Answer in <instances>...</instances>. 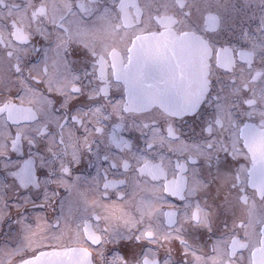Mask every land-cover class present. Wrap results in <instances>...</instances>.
Returning a JSON list of instances; mask_svg holds the SVG:
<instances>
[{
	"label": "snow or ice",
	"instance_id": "snow-or-ice-1",
	"mask_svg": "<svg viewBox=\"0 0 264 264\" xmlns=\"http://www.w3.org/2000/svg\"><path fill=\"white\" fill-rule=\"evenodd\" d=\"M241 2L260 11L240 44L222 37L227 2L183 6L212 24L193 84L137 51L158 0H0V264H256L264 161L248 141L264 136V84L235 69L264 66V0Z\"/></svg>",
	"mask_w": 264,
	"mask_h": 264
},
{
	"label": "flooded vegetation",
	"instance_id": "flooded-vegetation-1",
	"mask_svg": "<svg viewBox=\"0 0 264 264\" xmlns=\"http://www.w3.org/2000/svg\"><path fill=\"white\" fill-rule=\"evenodd\" d=\"M158 2L167 5L161 9L160 15L149 16L146 10L141 9L145 11L143 25L132 32L140 58L143 62L149 63L168 62L173 65L178 77L193 84L198 83L207 72L206 61L209 50L197 33L210 31L212 24L207 17L199 15L195 8L192 9L191 18H185L182 15V10L185 4H202L205 0H158ZM224 2L229 4L228 9L224 12L228 20V31L222 33V37L233 44H240V41L236 39L239 32L245 27L251 30L255 23V21L248 20V14L251 12L258 14L260 9L259 7H252L243 10L241 0H224ZM255 2L258 4V0ZM133 3L142 5L144 0H133ZM232 4L241 10L236 11L231 7ZM228 32H231L232 35L230 36ZM231 51L230 49L218 51L215 57L216 63L222 67L231 68L233 65ZM255 54V47H245L239 59L246 60L251 64ZM235 74L241 79V82L249 81L251 77V81L259 80L261 84H264V66L260 64L245 67L239 64V60H237ZM248 149L249 156L254 161H264V136L251 137L248 141ZM253 187L259 192L264 188V180H257ZM252 195L254 196L255 193ZM221 215L224 216L223 211ZM239 216L241 218L253 217L251 202L249 207L239 209ZM5 231H8L6 226ZM187 231L189 235H192L194 230L188 227ZM247 231L249 239L253 244H256V237L251 229L249 228ZM260 248L259 245L256 246L255 260Z\"/></svg>",
	"mask_w": 264,
	"mask_h": 264
},
{
	"label": "water",
	"instance_id": "water-1",
	"mask_svg": "<svg viewBox=\"0 0 264 264\" xmlns=\"http://www.w3.org/2000/svg\"><path fill=\"white\" fill-rule=\"evenodd\" d=\"M257 264H264V248H260V251L256 255Z\"/></svg>",
	"mask_w": 264,
	"mask_h": 264
}]
</instances>
